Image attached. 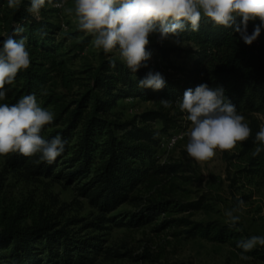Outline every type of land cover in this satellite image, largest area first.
<instances>
[{
    "label": "trees",
    "instance_id": "16d2710c",
    "mask_svg": "<svg viewBox=\"0 0 264 264\" xmlns=\"http://www.w3.org/2000/svg\"><path fill=\"white\" fill-rule=\"evenodd\" d=\"M27 8L28 0H23L17 8H9L7 0H0V40L14 29L22 28L14 38L25 37L30 53L28 69L20 70L14 83L5 86L17 89L4 102L14 104L22 96L35 93L41 106L55 113L54 122L44 126L42 136L51 139L60 134L67 145L52 164L37 163L38 154L25 157L9 153L7 164L11 168L22 169L34 178H56L67 184L78 182L81 185L79 193L91 205L103 214L112 212L122 204L137 200L133 195L138 188L155 187L162 179L171 181L179 177L180 166L160 163L157 156L160 136L150 125L159 122L160 133L167 135L177 124V118L185 116L175 101L187 88L207 83L210 87L225 89L227 98L236 105L252 130L247 140L237 142L231 150L222 151L224 161L239 160L243 164L234 174L232 183L264 174V151L253 154L257 146L255 134L264 127L253 117L264 114V31L251 45H245L238 34L202 18L197 31H185L178 38L192 48L189 51L194 55L191 66L169 65L170 74L163 75L166 87L154 91L137 87V81L144 78L147 71L139 69L133 73L125 64L113 60L102 61L96 69H70L74 56H69L64 48L68 38H58L60 29L45 18L43 8L39 20L34 19ZM248 31H252L251 22ZM85 34L78 30L76 37L84 38ZM86 41L87 38L76 46L81 48ZM157 50L165 58L168 53L175 52L160 47ZM53 80L66 93L79 90L76 99L67 103L63 96L53 93ZM125 99L152 102L155 110L129 122L112 119L111 111ZM160 99L172 100L173 106L163 108ZM230 151L234 154L228 157ZM149 204L127 225H146L161 213L207 209L198 204L176 205L166 201L151 200ZM52 221L40 215L30 226H20L12 220L8 227L0 230V264H93L100 251V240L79 238ZM170 223L185 227L183 233L189 239L200 238L226 245L239 254L242 250L236 243L248 238L237 225H203L188 220L165 224ZM245 255L264 260L256 250Z\"/></svg>",
    "mask_w": 264,
    "mask_h": 264
},
{
    "label": "rangeland",
    "instance_id": "374dc122",
    "mask_svg": "<svg viewBox=\"0 0 264 264\" xmlns=\"http://www.w3.org/2000/svg\"><path fill=\"white\" fill-rule=\"evenodd\" d=\"M50 22L59 29L58 38L66 39L64 48L69 56H74L69 68L74 71L96 69L104 60L123 63L117 50L105 53L93 45V37L85 34L76 37L77 20L74 13V0H64L61 8L46 4L43 8ZM87 38L86 44L76 45ZM148 49L152 55L148 67L141 70L158 71L162 75L171 72L170 66L189 68L194 55L192 48L181 42L175 44L171 38L158 43L156 37H149ZM173 50L165 58L157 50ZM182 54L181 56H178ZM124 64V63H123ZM51 90L65 98L67 103L76 99L79 90L66 93L56 80L51 82ZM6 100L13 96L17 87H9ZM50 110V109H49ZM155 110L152 102L139 99H125L111 111L112 119L129 122L141 114ZM264 126V114L253 115ZM177 124L167 135L160 133L161 124L150 126L160 136L157 151L160 163L180 166L177 178L167 181L160 177L158 186L138 188L133 196L137 200L120 205L116 210L103 214L79 193L80 183L67 184L56 178H34L22 169H13L7 164L9 153L0 156V230L9 226L12 220L20 226H30L38 216L48 217L59 228L77 235L79 238H96L100 246L93 264H264L256 257L241 259L240 254L226 245L213 244L200 238L189 239L184 235L183 226L171 221L188 220L195 224L217 223L229 225L225 211L236 207L239 200L245 207L240 213L237 226L248 238L253 235L264 236V174L253 179H241L232 183V178L243 164L239 160L224 161L222 151L207 161L197 162L189 157L183 134L187 130L185 116L177 118ZM174 135L180 139L168 148L167 143ZM234 151L228 153L232 156ZM170 202L176 205H196L207 207L185 213L166 212L156 215L154 220L143 226L127 225L141 210L147 208L149 201ZM102 218V219H100ZM164 225V226H163ZM256 250L264 256V246Z\"/></svg>",
    "mask_w": 264,
    "mask_h": 264
},
{
    "label": "clouds",
    "instance_id": "9594fccd",
    "mask_svg": "<svg viewBox=\"0 0 264 264\" xmlns=\"http://www.w3.org/2000/svg\"><path fill=\"white\" fill-rule=\"evenodd\" d=\"M23 0H7L9 8H17ZM46 4L61 8L64 0H28L27 11L39 20ZM74 13L80 31L91 35L93 45L105 53L117 50L127 68L136 73L148 67L151 51L149 37L158 43L171 38L175 44L185 31H197L202 18L214 26H223L245 44L251 45L264 31V0H74ZM258 21V22H257ZM252 31L249 33V23ZM22 28L0 40V156L19 153L25 157L38 154L37 163L52 164L61 156L67 141L57 134L51 139L42 136L44 126L55 120V113L38 102L35 93L22 96L16 103H5L10 86L20 70L28 69L30 53L25 37L14 38ZM166 79L158 71H149L137 81L139 89L160 90L166 87ZM163 108L173 106L170 99H160ZM184 113L187 130L185 150L195 161H207L217 150H231L239 141L251 135V128L226 96L222 86L210 87L200 83L187 88L175 101ZM175 143V140H173ZM254 155L264 151V127L255 134ZM245 207L239 200L236 207L227 209L225 216L230 227L241 220ZM264 246V236L253 235L240 239L236 247L245 253L257 246Z\"/></svg>",
    "mask_w": 264,
    "mask_h": 264
},
{
    "label": "built area",
    "instance_id": "2783aa9c",
    "mask_svg": "<svg viewBox=\"0 0 264 264\" xmlns=\"http://www.w3.org/2000/svg\"><path fill=\"white\" fill-rule=\"evenodd\" d=\"M179 139H180V137L177 136V135L172 136V137L170 138V140L168 141V143H167V147H168V148L173 147V145H174ZM173 140H175V143H173Z\"/></svg>",
    "mask_w": 264,
    "mask_h": 264
}]
</instances>
